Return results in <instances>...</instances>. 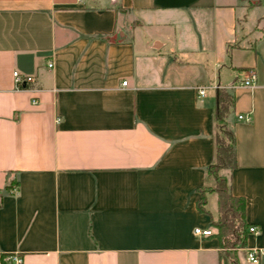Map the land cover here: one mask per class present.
<instances>
[{
	"label": "crops",
	"instance_id": "obj_1",
	"mask_svg": "<svg viewBox=\"0 0 264 264\" xmlns=\"http://www.w3.org/2000/svg\"><path fill=\"white\" fill-rule=\"evenodd\" d=\"M219 88L235 95L224 173L260 229L238 264H264L248 255L264 247V0H0V264H225L195 232L215 230L198 188Z\"/></svg>",
	"mask_w": 264,
	"mask_h": 264
},
{
	"label": "trees",
	"instance_id": "obj_2",
	"mask_svg": "<svg viewBox=\"0 0 264 264\" xmlns=\"http://www.w3.org/2000/svg\"><path fill=\"white\" fill-rule=\"evenodd\" d=\"M234 104V93L227 88L217 90V154L214 162L208 166V175L213 179V184H204L198 188L203 195L198 200V207L210 215L211 224L215 228L213 233L220 241V255L225 264H238V249L248 242L246 198L234 194L229 176L220 172L222 168L233 169L237 165L235 132L226 123V116ZM209 192L217 193L216 212L206 206Z\"/></svg>",
	"mask_w": 264,
	"mask_h": 264
},
{
	"label": "built area",
	"instance_id": "obj_3",
	"mask_svg": "<svg viewBox=\"0 0 264 264\" xmlns=\"http://www.w3.org/2000/svg\"><path fill=\"white\" fill-rule=\"evenodd\" d=\"M48 64L50 67H52V66H54V61H49ZM13 74H14V77L16 80L17 87H21L22 84L35 79L34 75L22 73L19 69H15ZM123 82L127 83V80H124ZM256 82H257L256 72L250 71L249 75L246 78H244L240 82V84L245 85V86H254L256 84ZM198 91H199L200 95H203L206 92V87L201 86L200 88H198ZM34 101H36V100H34ZM239 118H243L245 120H251L252 115H251V113H249V114L241 113V114H239ZM259 230H260L259 227L255 224L248 226L249 232L258 233ZM195 232L198 234H202V235H209V234L213 233V229L210 227L209 228H201V227L197 226L195 228ZM248 255H249V259L252 260L253 262H260L264 258V247L252 248L249 250ZM7 258L9 259L10 264H23L24 263V256L22 254H19V253L9 254L7 256Z\"/></svg>",
	"mask_w": 264,
	"mask_h": 264
},
{
	"label": "rangeland",
	"instance_id": "obj_4",
	"mask_svg": "<svg viewBox=\"0 0 264 264\" xmlns=\"http://www.w3.org/2000/svg\"><path fill=\"white\" fill-rule=\"evenodd\" d=\"M224 170H225V169L222 168V169L220 170V172H221L222 174H225V175H226V173H224V172H225Z\"/></svg>",
	"mask_w": 264,
	"mask_h": 264
}]
</instances>
